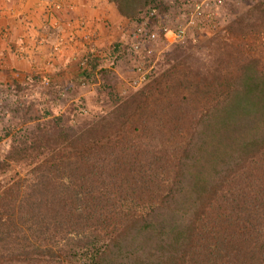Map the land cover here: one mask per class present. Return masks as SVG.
Wrapping results in <instances>:
<instances>
[{
  "label": "trees",
  "instance_id": "trees-1",
  "mask_svg": "<svg viewBox=\"0 0 264 264\" xmlns=\"http://www.w3.org/2000/svg\"><path fill=\"white\" fill-rule=\"evenodd\" d=\"M115 1L125 11L142 7L140 22L151 8L164 15L160 0ZM246 16L228 26L233 41L249 36L242 28ZM215 46L205 54L213 56ZM150 50L118 42L102 57L112 65L89 60V73L113 78L123 63L131 62L135 73L145 61L151 78ZM179 54L148 86L117 98L112 111L86 125L39 126L38 136L21 131V147L0 167L19 160L34 167L29 178L9 183L0 194V264H264V77L247 66L249 75L227 81L214 99L199 86L204 61L178 75L184 66ZM235 58L231 53L229 60ZM195 75L196 97L179 99H190L194 114L172 110L171 98L190 93L189 81L181 88L183 78ZM174 77L181 82L171 83ZM153 120L165 130V123H174V130L184 131L177 138L186 140L177 144L162 133L149 151L151 162L141 154L132 160L139 146L132 137L149 135ZM151 164L166 173L141 174Z\"/></svg>",
  "mask_w": 264,
  "mask_h": 264
},
{
  "label": "rangeland",
  "instance_id": "rangeland-1",
  "mask_svg": "<svg viewBox=\"0 0 264 264\" xmlns=\"http://www.w3.org/2000/svg\"><path fill=\"white\" fill-rule=\"evenodd\" d=\"M201 1L206 0H160L159 4L166 21L171 26H175L187 19L189 20V18L191 19L194 13L192 5L201 3ZM263 2L264 0H229L224 8L219 9L214 3H211V6L204 7V9L198 12L196 11V27L190 29L185 42L179 44L170 43L167 39L161 38L160 42L155 45L153 62L151 64L155 68L152 70L150 80L152 81L158 72L167 71L172 67L174 65V57L178 53L181 55V66L184 64L178 71V75L182 72H187L186 65L195 64L196 66L197 64L200 65L202 60L204 61L207 66L202 72L199 86L204 91L212 93L214 99L218 94L219 96L222 94L221 92L225 89L227 81L249 75L245 71L247 66L252 67L256 77H264V13L260 11V6ZM55 8L62 10L61 5L58 4ZM141 9L134 19L135 24L143 19V15L141 14L145 10L141 11ZM242 16L247 17L242 28L245 29L249 36H246V38H243L244 36H234L233 39L235 40L233 41L227 35V28L232 22ZM144 21L146 19L141 23ZM152 26L153 24L151 23L149 28ZM55 27L57 29L61 28L59 24H55ZM219 38L222 39L219 40ZM131 42V40L128 41L127 39L126 42L120 43L130 45ZM216 42L218 45L215 46ZM210 44L216 47L213 56L205 54V50L208 49ZM66 46L58 45L59 48H55V51L57 54H62L64 52L62 48ZM231 53L233 57H236L234 60H229ZM27 54V56L30 55V53ZM57 54H52L51 59L53 61H48L46 57L45 66L41 67L40 70L36 69L33 71V65L31 64L30 70L23 72V76L19 74L14 75L15 77L7 75L5 76L6 82L0 81V163L8 158L12 150L20 146L21 140L19 136L21 131L35 132L38 136L39 126L43 127L51 124L55 128V126L59 125L60 128L58 130H61L69 126L86 125L92 117L112 111L114 108L113 103L117 98L123 99L125 97L126 99L131 93L134 94L140 91L142 87L149 83L147 82L136 89L128 86L127 81L129 77L134 75V68L131 62H127V64L123 63L121 68L116 69L120 75L113 78H105L108 76H102L101 78L100 75L103 71L89 73L93 67V62L89 64V60H100L102 58L95 57L96 55L92 57L91 54L88 55V51L87 56L74 58L69 61V63L74 62L72 63L73 70L77 72V77L73 80L70 77L72 72L69 66L63 67L62 64L59 66L56 63L55 68L54 62L55 60H59ZM225 56H228L227 60H225ZM101 61L107 67L112 65L113 60L103 58ZM48 62L51 63L48 64ZM51 66L53 67L52 70ZM149 68H151L150 65ZM196 70H198L197 66ZM66 72H68L69 76L66 75ZM88 74H91L93 78L88 79ZM106 74L103 73V75ZM175 80L179 79L174 77L171 83ZM187 82L190 90L185 91L190 93H181L178 99L171 98L169 102L174 107L172 110L180 108L194 114L193 112L195 111L192 109L196 110V106L190 103V99L179 100L185 98V94H187V97L191 94L196 97V75L192 80L191 78H183V82H181L183 91ZM174 94L176 93L174 92ZM202 94L211 96L210 94L203 93V91L200 95L202 96ZM213 104H211V107ZM161 105L163 103L158 104L159 110ZM74 109H78V111L74 112ZM152 122L153 124L150 126L152 131L149 135L148 133L145 135L143 131H140L139 134L132 137L136 144L139 145L138 150H135L132 155V160L141 154V158L148 157L151 162L149 151L152 147H157L162 141V133L170 134L172 142L176 141L177 144H183L184 140H186L177 138L178 132L184 133V131L174 130L173 127L176 126L174 123H165L164 126L169 127V129L165 130V127H157L156 121L153 120ZM185 132L191 133V130H185ZM138 135L140 139H138ZM161 150L165 149L161 148ZM153 166L156 165L151 164L141 174L153 177L157 173L159 178V172L166 173V169L158 168L156 171ZM33 167L34 164L31 165V161L26 162L22 160L11 161L9 166H5L3 169L0 167V194L9 183L28 177ZM156 180L157 177L154 181ZM112 199L118 206L120 205L117 202V196H113ZM51 264H58V262L51 259Z\"/></svg>",
  "mask_w": 264,
  "mask_h": 264
},
{
  "label": "crops",
  "instance_id": "crops-1",
  "mask_svg": "<svg viewBox=\"0 0 264 264\" xmlns=\"http://www.w3.org/2000/svg\"><path fill=\"white\" fill-rule=\"evenodd\" d=\"M57 4L62 10L55 8ZM141 8L123 7L122 12L115 0H0V81L7 75L23 76L31 64L33 71L40 70L46 57L53 61L58 45L67 46L57 54L55 68L56 63L69 66L70 77L76 79L74 62L69 61L87 56V51L92 57V51L95 57H106L112 45L129 41Z\"/></svg>",
  "mask_w": 264,
  "mask_h": 264
},
{
  "label": "built area",
  "instance_id": "built-area-1",
  "mask_svg": "<svg viewBox=\"0 0 264 264\" xmlns=\"http://www.w3.org/2000/svg\"><path fill=\"white\" fill-rule=\"evenodd\" d=\"M212 1H216L217 5H222L225 1L229 0H206L201 3H195L192 5L193 14L192 18L185 20L182 23H178L175 26H171L166 21L164 15H161L158 8H151L146 21L143 23H137L133 30L129 34V39L134 42L135 48H141L144 45H150L151 50L148 52L150 56H154L155 45H157L161 38L167 39L170 43H183L186 41V37L190 29L196 27V11L204 9V7L211 6ZM155 22L151 28L149 25ZM94 55L96 52L92 51ZM152 56V57H153ZM150 60L152 58L150 57ZM150 71L148 63L142 61L135 69L134 75L127 81L128 86L132 89L140 88L145 85L150 79Z\"/></svg>",
  "mask_w": 264,
  "mask_h": 264
}]
</instances>
